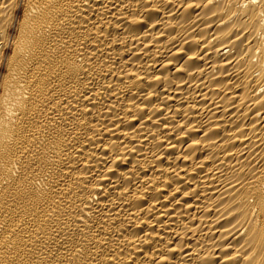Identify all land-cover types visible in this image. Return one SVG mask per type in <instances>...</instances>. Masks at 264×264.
I'll return each mask as SVG.
<instances>
[{
  "label": "bare ground",
  "instance_id": "6f19581e",
  "mask_svg": "<svg viewBox=\"0 0 264 264\" xmlns=\"http://www.w3.org/2000/svg\"><path fill=\"white\" fill-rule=\"evenodd\" d=\"M0 264H264V0H0Z\"/></svg>",
  "mask_w": 264,
  "mask_h": 264
}]
</instances>
